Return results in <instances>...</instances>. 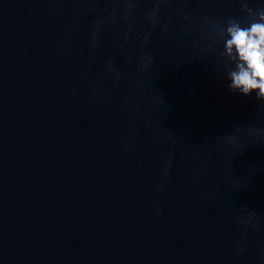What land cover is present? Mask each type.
Wrapping results in <instances>:
<instances>
[{
    "label": "water",
    "instance_id": "water-1",
    "mask_svg": "<svg viewBox=\"0 0 264 264\" xmlns=\"http://www.w3.org/2000/svg\"><path fill=\"white\" fill-rule=\"evenodd\" d=\"M243 3L0 0V264H264Z\"/></svg>",
    "mask_w": 264,
    "mask_h": 264
},
{
    "label": "clouds",
    "instance_id": "clouds-1",
    "mask_svg": "<svg viewBox=\"0 0 264 264\" xmlns=\"http://www.w3.org/2000/svg\"><path fill=\"white\" fill-rule=\"evenodd\" d=\"M242 11L248 13L249 22L228 18L222 26L225 54L233 63L228 87L245 96L255 91L257 99H264V8L253 10L244 0Z\"/></svg>",
    "mask_w": 264,
    "mask_h": 264
}]
</instances>
